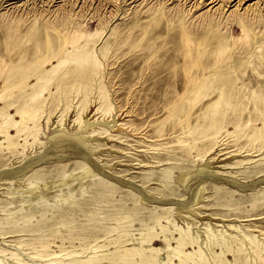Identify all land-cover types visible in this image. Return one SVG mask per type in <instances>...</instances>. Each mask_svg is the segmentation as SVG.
Returning a JSON list of instances; mask_svg holds the SVG:
<instances>
[{"label":"rangeland","instance_id":"374dc122","mask_svg":"<svg viewBox=\"0 0 264 264\" xmlns=\"http://www.w3.org/2000/svg\"><path fill=\"white\" fill-rule=\"evenodd\" d=\"M236 1L239 8L231 10ZM253 1L223 0V8L209 17V12L198 15L209 0H72L78 3L79 9L73 22L62 27L65 31L79 30L84 24L89 29L103 27L104 38H125L111 44L103 66V78L117 113L127 124L113 126L112 138H99L97 147L100 149L95 147L91 152L101 154L103 160H96L94 154L85 156L84 148L69 140L54 141L42 146L38 153L40 157L49 155L47 157L51 158L41 161L44 163L36 166L35 172L20 177L12 178L4 167L12 157L22 159L23 152L0 150V174L3 176L0 181V264H19L11 251H15L25 264H52L48 258L37 256L44 244L55 252H58V244L76 251L86 244L85 252H77L79 256L93 254L100 244L104 248L98 249L103 252L126 244L134 246L138 244L139 231L146 228L156 231L162 224L187 228L200 242L196 240L195 245L202 247L208 264H217L218 259L213 254L220 249L212 242L221 236L227 237L232 246V251L222 256L226 264H264V159L256 161L260 156L242 151L237 156L239 161L222 169L225 174L204 178L208 182L205 199L200 203L203 204L202 212L196 217L188 214V210L177 209L179 199H188L197 185L196 179L189 180L186 188L177 182V174L182 167H190L196 152L185 150L174 137L161 140L154 131L158 125L162 126L163 133L171 131L168 110L176 103L186 83L187 63L182 54L184 27L195 38L206 37L207 51L202 62H210L208 50H213L223 37L227 44L242 51L241 56H250L251 62L242 64L245 69L241 76L245 83L243 92L249 94L251 87L264 86V76L259 77L254 69L264 70V0L259 1L260 20L251 15L255 5L247 6ZM60 2L29 0L26 9L8 13L10 25L0 24V55L13 60L22 55L25 61L41 57L46 49L36 46L37 38L49 37L53 46H57L60 29L50 26L47 21L52 16L46 14ZM111 16L113 20L110 21ZM8 29L12 33L10 38L6 36ZM254 44H260L257 50H252ZM224 56L231 61L238 58L231 50ZM199 65L188 69L195 72ZM214 83L217 84V80ZM242 105H247L246 112L252 109L249 97L245 96ZM90 108L94 110V103ZM45 134L42 132L33 146H41L39 142L46 139ZM57 157L63 158L58 160ZM79 157H85L99 175L78 173ZM106 162L108 165L118 162V165L110 169ZM38 172L39 177L36 176ZM64 173L67 176L62 178ZM230 175L238 178L240 184L231 182ZM54 179L62 181H58L47 195L38 193V187L34 190L28 187L31 182L39 186L38 183ZM102 180L105 182L101 183ZM120 232L127 233V241L115 247L109 244ZM248 233L260 241V257L252 251ZM208 235L211 242L204 244L208 242ZM231 235L240 240L233 241ZM162 243L154 240V244L161 246ZM171 243L174 245L173 240ZM171 253L170 249L163 248L158 264H168L167 257ZM61 258H65L64 255ZM172 260L175 262L177 258ZM101 263L108 264L105 260Z\"/></svg>","mask_w":264,"mask_h":264},{"label":"bare ground","instance_id":"6f19581e","mask_svg":"<svg viewBox=\"0 0 264 264\" xmlns=\"http://www.w3.org/2000/svg\"><path fill=\"white\" fill-rule=\"evenodd\" d=\"M222 1L209 0L198 15H207L209 12V17H214V11L223 8ZM259 1L254 0L247 5H255L251 13L255 20L262 19L261 13H259L261 10ZM0 3V24L9 26L8 13L17 12L22 8L26 9L24 7L28 6L29 0H0ZM75 4L72 0H61L55 9L48 10L46 15H49L50 18L52 16V19L47 22L50 26L59 28L60 31H58L57 37L59 42L55 47L53 40L49 37L41 40L36 39V46L45 47L44 55L33 57L28 61L23 60L22 55H18L14 60L0 55V150L23 152L22 159L17 160L12 157L7 162L6 166L8 167H4L12 178L23 176L28 172H35L34 168L40 163H44L41 161L46 158L49 160L51 158L47 157L49 155L40 157L38 153L42 151L40 150L42 146H49L54 141L69 140L84 148L85 156L94 154L98 158L96 160H103L101 154L92 153L91 150L97 147V142H100L99 138H112L114 133H111L110 130L113 126L127 124L117 113L103 78V66L105 59L108 58L107 54L111 44L124 41L125 38H121V36L113 40L108 37L104 38L102 36L103 27L89 29L84 24L79 30L65 31L62 27L73 22L74 14L78 12L79 5ZM239 5V2H234L231 10L239 8ZM108 20H113V16ZM6 36L12 37L11 29L7 30ZM182 37L184 45L182 54L187 63L184 74L186 83L183 91L179 93L176 103L168 110L171 114V131L163 133L162 126L159 125L155 126L154 131L158 136H161L159 137L161 140L174 137V140L185 150H195L196 157L193 158L190 167L181 168L177 174V182L182 188H186L189 180L196 179L197 185L193 188L188 199H179L181 202L177 209H185L188 210V214L199 216L202 212L200 207L203 206L200 203L205 199L204 190L208 183L204 178L223 174L222 169H225L229 163H235L238 160L237 156L240 155L238 153L242 151L260 156L256 158V161L264 159V86L251 87L250 95L243 92L245 83L241 76L245 69L242 68V64L243 62L250 63V56H241L242 51L227 44L223 37L219 38L218 45L213 50H208L210 57L208 63L202 62L203 55L207 51L204 45L206 37L195 38L191 36L186 27L182 28ZM259 46L260 44H254L252 50H257ZM13 48L15 45L9 48V51ZM230 50L238 54L236 61L226 60L224 54ZM192 65H199L200 68L195 72L190 71L188 68ZM254 69L259 77L264 76V70ZM214 80H217V84L214 83ZM220 84H222L221 87ZM245 96L249 97L252 102V109L247 112L245 111L247 105H242ZM91 103L95 105L94 110L90 108ZM245 112L246 115H244ZM97 113L99 114L96 115ZM42 132L46 133V139L39 142L43 145L33 146L38 143L41 138L39 135ZM30 148L31 150H28ZM62 158L57 157L58 160ZM79 158L81 160L77 162L78 173L91 172L94 175H99L96 169L88 164L85 157ZM246 158L248 157L246 156ZM16 164L19 166L12 169ZM116 165L118 162H113L110 165L107 163V167L110 169H114ZM66 174L64 173L61 177L65 178ZM40 175L39 172L36 173L37 177ZM1 178L3 176L0 174V181ZM230 178L231 182L240 184L238 178L235 179L231 175ZM58 181L62 180L44 181L38 183L39 186L37 183L31 182L28 187L33 190L38 187V193L46 194L58 185ZM103 182L105 181L102 180L101 183ZM137 198L143 200L138 196ZM208 218L212 217L208 216ZM138 233V244L134 246L122 245V242L127 241L125 238L127 233L120 232L110 239L109 244H114L115 247V244L121 243L122 247L112 248V251H101L103 249H98L102 246L100 244L94 249L93 254L82 255L80 253L82 256H79L77 252H85L86 244L81 245L77 251L67 250L58 244V252L50 251L44 244L37 256L43 259L48 258L52 264L56 262H60V264H102L101 262L104 260L108 264L119 262L122 264H158V255L165 248L172 251L168 255L166 263L208 264L202 247L199 244L195 245L197 239L190 234L191 232L187 228L183 229L175 224L174 226L162 224L159 230L153 231L151 228H146ZM246 236L252 251L260 257L262 255L260 241L252 233H248ZM207 237L206 241L208 242H204V244L211 242V236ZM230 237L236 242L240 240L236 235ZM154 240H160L163 243L160 246L154 244ZM172 240L174 245H171ZM212 243V245H218L220 249L215 253L212 251L213 256L218 259L217 264H226L222 256L226 252L232 251L231 242L227 237L221 236ZM10 254L17 263L25 264L15 251H11ZM63 255L65 258H61ZM173 257L174 259L176 257L177 261L173 262Z\"/></svg>","mask_w":264,"mask_h":264}]
</instances>
